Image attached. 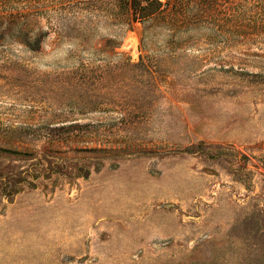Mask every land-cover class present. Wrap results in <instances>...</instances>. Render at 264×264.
<instances>
[{
  "label": "rangeland",
  "instance_id": "rangeland-1",
  "mask_svg": "<svg viewBox=\"0 0 264 264\" xmlns=\"http://www.w3.org/2000/svg\"><path fill=\"white\" fill-rule=\"evenodd\" d=\"M212 1L0 0V264H264V37Z\"/></svg>",
  "mask_w": 264,
  "mask_h": 264
},
{
  "label": "trees",
  "instance_id": "trees-1",
  "mask_svg": "<svg viewBox=\"0 0 264 264\" xmlns=\"http://www.w3.org/2000/svg\"><path fill=\"white\" fill-rule=\"evenodd\" d=\"M192 1V0H191ZM145 0H119L117 6L120 9H135L134 18L138 15L147 18H169L173 27L178 26L180 19L192 16L195 21H210L213 14L212 0H198L193 10H188L187 4L179 0H169L165 10L158 7L149 8L144 13L146 7H142ZM244 21L248 26L244 25V35L262 36L264 37V0H244ZM123 26L124 23L122 22Z\"/></svg>",
  "mask_w": 264,
  "mask_h": 264
}]
</instances>
